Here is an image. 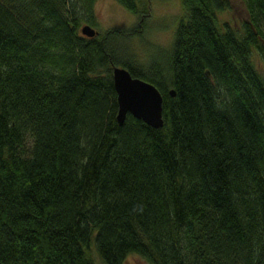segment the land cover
I'll list each match as a JSON object with an SVG mask.
<instances>
[{
	"label": "trees",
	"instance_id": "obj_1",
	"mask_svg": "<svg viewBox=\"0 0 264 264\" xmlns=\"http://www.w3.org/2000/svg\"><path fill=\"white\" fill-rule=\"evenodd\" d=\"M94 1L0 0V264H94L90 245L102 264H264V0L238 30L217 24L228 0H180L160 64L118 59L127 31L80 35ZM113 66L158 90L161 127L116 124Z\"/></svg>",
	"mask_w": 264,
	"mask_h": 264
},
{
	"label": "rangeland",
	"instance_id": "obj_2",
	"mask_svg": "<svg viewBox=\"0 0 264 264\" xmlns=\"http://www.w3.org/2000/svg\"><path fill=\"white\" fill-rule=\"evenodd\" d=\"M146 2L147 6L136 3L140 13H145L144 18L129 13L114 0H95L92 4L93 22L90 26L97 35L107 30L131 33L128 37H120L112 42L115 55L120 60H126L134 53L140 61L147 60V64L152 58L157 61L155 64H160L171 49L174 29L182 16L180 0H143L144 4ZM215 16L219 27L236 30L247 20L243 0H228L227 8L216 11ZM253 64L264 82V63L254 55ZM87 254L94 264H102L92 245L89 246ZM122 264L147 262L137 255L128 254Z\"/></svg>",
	"mask_w": 264,
	"mask_h": 264
},
{
	"label": "water",
	"instance_id": "obj_3",
	"mask_svg": "<svg viewBox=\"0 0 264 264\" xmlns=\"http://www.w3.org/2000/svg\"><path fill=\"white\" fill-rule=\"evenodd\" d=\"M79 32L86 38L97 34L87 24L82 25ZM111 82L115 92V121L118 126L122 125L126 114H129L153 129L161 127L162 98L152 84L132 77L126 69L118 66L111 68ZM168 96H174L173 90H168Z\"/></svg>",
	"mask_w": 264,
	"mask_h": 264
}]
</instances>
